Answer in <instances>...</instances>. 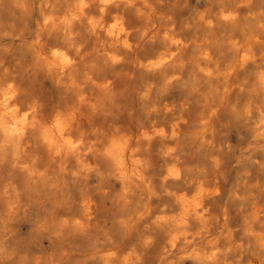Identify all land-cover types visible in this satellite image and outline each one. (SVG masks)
Returning <instances> with one entry per match:
<instances>
[{"label":"clouds","instance_id":"1","mask_svg":"<svg viewBox=\"0 0 264 264\" xmlns=\"http://www.w3.org/2000/svg\"><path fill=\"white\" fill-rule=\"evenodd\" d=\"M0 264H264V0H0Z\"/></svg>","mask_w":264,"mask_h":264}]
</instances>
